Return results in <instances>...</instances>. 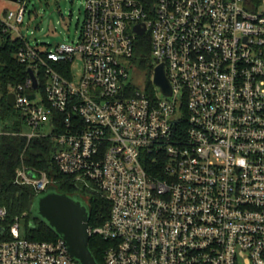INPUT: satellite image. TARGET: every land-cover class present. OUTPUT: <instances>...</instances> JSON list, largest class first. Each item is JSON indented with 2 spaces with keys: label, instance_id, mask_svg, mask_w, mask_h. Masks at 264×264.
Segmentation results:
<instances>
[{
  "label": "built area",
  "instance_id": "obj_1",
  "mask_svg": "<svg viewBox=\"0 0 264 264\" xmlns=\"http://www.w3.org/2000/svg\"><path fill=\"white\" fill-rule=\"evenodd\" d=\"M85 1L79 38L54 48L18 33L23 0L0 14L36 80L10 91L27 128L13 134L49 137L51 166L109 201L89 227L107 241L104 264H264V0ZM144 34L170 94L129 79ZM16 180L53 182L24 166ZM5 217L0 206V264H78L61 237H21Z\"/></svg>",
  "mask_w": 264,
  "mask_h": 264
},
{
  "label": "trees",
  "instance_id": "obj_2",
  "mask_svg": "<svg viewBox=\"0 0 264 264\" xmlns=\"http://www.w3.org/2000/svg\"><path fill=\"white\" fill-rule=\"evenodd\" d=\"M23 41L11 33H0V114L15 115L14 107L6 102L8 92L28 76V64L20 62L17 51ZM48 45L47 43H42ZM132 64L146 74L145 90L151 91L153 61L150 54V39L147 34L139 35L135 40V49L131 58ZM41 73V84L38 90L43 93L44 74ZM21 121L15 123L12 129L0 135V206L6 210V217L1 223L8 227L11 223L23 217L25 220V236L36 240H54L58 234L42 219L36 211V199L45 191L38 192L32 185L19 183L16 175L23 166L25 168L44 170L52 177L48 187L59 193L68 194L80 199L88 210L90 228L101 225L109 216L110 203L96 187L76 181L73 176L57 172L51 166V153L54 142L47 136L34 137L29 141L13 134L21 129ZM61 129V127L59 128ZM107 241L92 233L88 247L97 264H104L103 251Z\"/></svg>",
  "mask_w": 264,
  "mask_h": 264
},
{
  "label": "rangeland",
  "instance_id": "obj_3",
  "mask_svg": "<svg viewBox=\"0 0 264 264\" xmlns=\"http://www.w3.org/2000/svg\"><path fill=\"white\" fill-rule=\"evenodd\" d=\"M25 12L23 22L19 25V32L30 45H45L48 48H54L61 42H75L80 35L81 27L85 18V0H23ZM13 7V2L9 0H0V9ZM13 32V36L19 35ZM71 71L74 80H78L83 71V60L77 53L71 63ZM135 75L129 73V79L136 83L145 84L147 78L144 72L135 68ZM152 81V76H151ZM162 97V95L160 94ZM17 111V110H16ZM21 113L15 112V115L0 114V132H7L12 129L15 123L21 121ZM21 129L27 131V128L20 123ZM22 183V182H19ZM26 184V183H24ZM19 233L21 237L25 236V220L19 218Z\"/></svg>",
  "mask_w": 264,
  "mask_h": 264
},
{
  "label": "water",
  "instance_id": "obj_4",
  "mask_svg": "<svg viewBox=\"0 0 264 264\" xmlns=\"http://www.w3.org/2000/svg\"><path fill=\"white\" fill-rule=\"evenodd\" d=\"M133 29L137 34H142L145 28L137 24ZM28 71L33 79L32 86L35 88L36 80L33 72L31 69ZM152 82L157 85L163 93L170 94V84L162 64H158L153 68ZM29 98H34V94H30ZM14 99V94L9 92L6 96L7 104L13 106ZM36 211L58 236L64 240L69 254L78 264H97L88 247L90 238L88 210L80 199L65 193L47 189L43 194L37 197Z\"/></svg>",
  "mask_w": 264,
  "mask_h": 264
},
{
  "label": "crops",
  "instance_id": "obj_5",
  "mask_svg": "<svg viewBox=\"0 0 264 264\" xmlns=\"http://www.w3.org/2000/svg\"><path fill=\"white\" fill-rule=\"evenodd\" d=\"M9 1L13 2V7H11V8H15V7H16V1H12V0H9ZM11 8H3V9H0V14H1L3 11H5V10H7V9H11Z\"/></svg>",
  "mask_w": 264,
  "mask_h": 264
}]
</instances>
